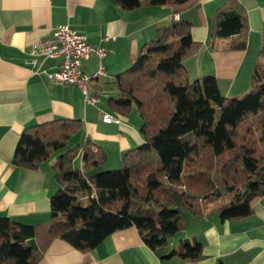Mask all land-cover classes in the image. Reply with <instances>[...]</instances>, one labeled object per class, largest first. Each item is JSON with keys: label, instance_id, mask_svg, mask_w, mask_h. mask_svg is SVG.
Returning a JSON list of instances; mask_svg holds the SVG:
<instances>
[{"label": "trees", "instance_id": "trees-1", "mask_svg": "<svg viewBox=\"0 0 264 264\" xmlns=\"http://www.w3.org/2000/svg\"><path fill=\"white\" fill-rule=\"evenodd\" d=\"M135 10L180 5L189 0H116ZM192 23L172 18L159 25L143 44L136 61L116 75L118 96L111 109L128 115L136 108L143 142L128 150L119 167L102 169L106 152L87 139L69 147L83 128L80 119L60 117L24 129L13 164L39 169L52 165L59 190L50 200V221L28 225L0 216V264H37L55 240L90 252L114 232L135 227L152 250L167 247L180 235L184 220L207 213L221 221L253 214V202L264 197V41L249 90L227 97L214 76L191 80L184 65L202 44L191 34ZM249 23L238 0L222 3L213 15L209 41L236 36L229 48L245 50ZM81 157V166L75 161ZM202 243L182 240L167 257L197 261Z\"/></svg>", "mask_w": 264, "mask_h": 264}, {"label": "crops", "instance_id": "crops-1", "mask_svg": "<svg viewBox=\"0 0 264 264\" xmlns=\"http://www.w3.org/2000/svg\"><path fill=\"white\" fill-rule=\"evenodd\" d=\"M225 1L189 0L162 6L144 1L138 9L125 10L116 0H0V216L28 225L47 223L51 197L59 190L52 174L54 159L35 170L13 164L25 128L60 117L82 120L83 128L73 138L78 145L90 139L106 152L104 170L119 167L123 155L143 142L137 109L122 115L110 108L108 100L118 96L116 75L131 67L143 44L155 38L157 27L172 18L192 23V38L202 44L184 62L190 79L210 75L223 95L246 93L264 41V0H238L249 23L245 50L229 48L236 36L215 46L209 41L213 15ZM62 24L85 35L91 45L106 49L102 60L106 76L95 82L98 101L94 104L85 101L77 86L49 78L60 58L45 62L39 58L33 64V45ZM107 36L115 39L104 42ZM99 63L91 56L84 63L85 72L92 73ZM104 113L119 122L104 121ZM218 206L215 201L199 217L182 215V232L167 247L152 250L130 227L114 232L90 252L55 240L37 264H264V197L254 200L252 215L236 220L207 215ZM182 240L202 243L199 260L167 257Z\"/></svg>", "mask_w": 264, "mask_h": 264}, {"label": "built area", "instance_id": "built-area-1", "mask_svg": "<svg viewBox=\"0 0 264 264\" xmlns=\"http://www.w3.org/2000/svg\"><path fill=\"white\" fill-rule=\"evenodd\" d=\"M115 37L107 36L104 42ZM33 64H37L39 58L42 62L51 59L60 58V63L56 70L49 72V78L60 83L77 86L87 103L94 104L98 101L94 93L95 82L106 76L105 68L102 64L106 56V49L102 46L91 45L86 36L67 24L57 26L51 33L50 37L35 43L31 51ZM91 56H96L100 63L92 73H86L84 63ZM104 121L119 122L118 119L110 114L104 113Z\"/></svg>", "mask_w": 264, "mask_h": 264}, {"label": "rangeland", "instance_id": "rangeland-1", "mask_svg": "<svg viewBox=\"0 0 264 264\" xmlns=\"http://www.w3.org/2000/svg\"><path fill=\"white\" fill-rule=\"evenodd\" d=\"M77 143H78L77 138H73L72 140L69 141L68 146H69V147H75V146L78 145ZM81 145L83 146V143H82ZM57 158H58V154H55V155L52 156V159H54V161H56ZM81 159H82L81 156H79V157L77 158V160H76L75 163H74L75 166H77V167L79 166V164H80V162H81ZM174 200H175V208H176L177 210H180V212H181L182 215H186L187 213L183 212V211L180 209L179 199H178L177 194H175V196H174ZM176 238H178V237H176Z\"/></svg>", "mask_w": 264, "mask_h": 264}]
</instances>
